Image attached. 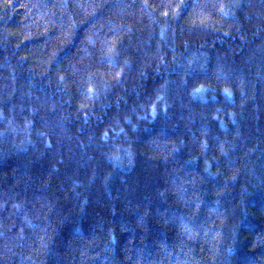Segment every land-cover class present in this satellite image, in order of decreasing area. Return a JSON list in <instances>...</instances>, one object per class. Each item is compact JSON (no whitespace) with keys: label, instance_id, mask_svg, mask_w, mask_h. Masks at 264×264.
<instances>
[{"label":"trees","instance_id":"16d2710c","mask_svg":"<svg viewBox=\"0 0 264 264\" xmlns=\"http://www.w3.org/2000/svg\"><path fill=\"white\" fill-rule=\"evenodd\" d=\"M0 264H264V0H0Z\"/></svg>","mask_w":264,"mask_h":264}]
</instances>
